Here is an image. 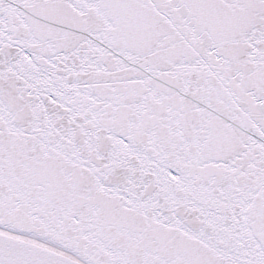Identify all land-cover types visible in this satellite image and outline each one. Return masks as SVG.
<instances>
[{"label":"snow or ice","instance_id":"1","mask_svg":"<svg viewBox=\"0 0 264 264\" xmlns=\"http://www.w3.org/2000/svg\"><path fill=\"white\" fill-rule=\"evenodd\" d=\"M0 264H264V0H0Z\"/></svg>","mask_w":264,"mask_h":264}]
</instances>
